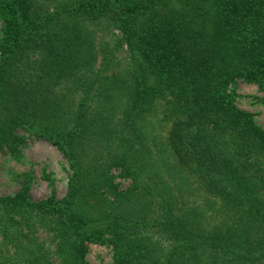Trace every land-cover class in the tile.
Here are the masks:
<instances>
[{
    "label": "trees",
    "instance_id": "1",
    "mask_svg": "<svg viewBox=\"0 0 264 264\" xmlns=\"http://www.w3.org/2000/svg\"><path fill=\"white\" fill-rule=\"evenodd\" d=\"M0 24V157L39 139L69 169L61 197L0 192V264H264L235 91H264V0H0Z\"/></svg>",
    "mask_w": 264,
    "mask_h": 264
},
{
    "label": "rangeland",
    "instance_id": "2",
    "mask_svg": "<svg viewBox=\"0 0 264 264\" xmlns=\"http://www.w3.org/2000/svg\"><path fill=\"white\" fill-rule=\"evenodd\" d=\"M1 36V24H0ZM236 103L239 107L254 114L255 121L264 127V91L256 84L239 80L235 85ZM23 156L12 159L7 155L0 157V192L11 194L22 183H30L33 198L40 199L50 194L61 197L67 190L68 166L62 153L44 140L29 138L22 145ZM117 182L126 187L129 180L114 170ZM29 181H26L28 180ZM87 258L90 264H108L111 262L110 248L90 244Z\"/></svg>",
    "mask_w": 264,
    "mask_h": 264
}]
</instances>
